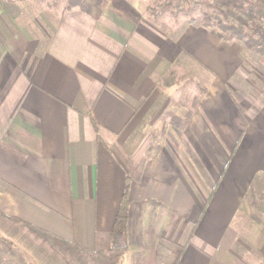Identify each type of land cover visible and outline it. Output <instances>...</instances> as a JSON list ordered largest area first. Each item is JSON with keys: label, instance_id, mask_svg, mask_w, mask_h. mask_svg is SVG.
Listing matches in <instances>:
<instances>
[{"label": "crops", "instance_id": "obj_1", "mask_svg": "<svg viewBox=\"0 0 264 264\" xmlns=\"http://www.w3.org/2000/svg\"><path fill=\"white\" fill-rule=\"evenodd\" d=\"M141 1L108 0L95 19L0 0V210L107 251L129 179L124 264L151 210L158 264H242V246L264 264V101L244 105L231 85L246 53L203 27L176 40ZM183 57L214 80L185 127L163 132L186 117L164 118L177 90L163 81ZM153 126L164 146L148 155Z\"/></svg>", "mask_w": 264, "mask_h": 264}, {"label": "rangeland", "instance_id": "obj_2", "mask_svg": "<svg viewBox=\"0 0 264 264\" xmlns=\"http://www.w3.org/2000/svg\"><path fill=\"white\" fill-rule=\"evenodd\" d=\"M2 1H7L8 3H10L11 1L14 3L19 2V0ZM21 1H24L23 4H27V6L29 5L31 7L33 6L32 8H37V10L33 9V12L27 8L24 9L25 11H22L29 16L38 15L39 17H41L43 13H58V11L60 12L62 9H66L67 7H69V0ZM177 2V0L141 1V3L144 4V8L146 9V12L150 19L154 21L163 31L169 33L170 36L171 32L175 29H178L186 19V16L183 13L178 12L179 14L176 16L172 14L171 7H176ZM53 5H55L56 7H53ZM233 40L240 43L241 47L244 49L246 53V65L242 69L240 75L238 74L231 80V85L236 90L235 95L241 97L239 98L242 99L241 101L244 102V105L246 104L251 108L255 107L254 109H257L258 106H256V104H260L264 101V92H261V89L264 91V64L260 63L261 57L264 58V55L260 54L257 51L249 50L241 41L237 39H232L230 41ZM174 67L175 69L168 73L163 81V84L165 86H172L176 84L177 90V96L172 99L173 101H169L170 108L168 107V111L166 112V114H164V118L166 117V120L170 119L169 116L173 113V108L175 106H185L187 111H191V113L194 112L201 99L207 92V89L210 88L212 81L214 80L212 75L201 65L197 64L187 57H183L181 60H178ZM180 70H182V72ZM158 127L159 126H153L151 128V150L149 149L148 155H152L151 151L154 150L155 152H157L160 147L164 146L161 128ZM171 141L173 140L171 139ZM125 150L128 151L127 148ZM123 158L124 160L128 159L124 156ZM128 165L131 166L130 164ZM254 200L258 202L259 208H261L262 212H264V189L262 194H259V196L257 195ZM161 208L162 207H160V209ZM158 213H160V210H158ZM17 218L21 219L22 222H14L9 220L8 218L0 217V264H108L101 258L93 261L91 255L83 252L73 254L61 250L51 242H47L34 234L31 229L25 225V223L31 224L30 222L20 217ZM237 252L243 259L242 264H255L257 258L260 256L259 252L250 251L249 248H243V246L240 249L238 248ZM168 253L169 252H167L166 254ZM164 256V258H166V255ZM171 258L173 259L174 257ZM123 259L124 257L122 258L120 264H124ZM156 262L157 261L155 260L154 256L153 261L151 260L150 264H158ZM165 263L170 264L171 260L167 259L165 260Z\"/></svg>", "mask_w": 264, "mask_h": 264}, {"label": "trees", "instance_id": "obj_3", "mask_svg": "<svg viewBox=\"0 0 264 264\" xmlns=\"http://www.w3.org/2000/svg\"><path fill=\"white\" fill-rule=\"evenodd\" d=\"M177 6L171 7L173 15L183 13L186 16L184 23L171 32L174 39L180 38L188 26L203 27L210 30L217 37L225 41L237 39L246 48L264 55V0H177ZM108 3V0H69L70 8L77 7L95 19H99ZM186 6V7H185ZM191 111H187L184 119L173 117L172 121L163 125H174L183 129L190 117ZM183 122H185L183 124ZM130 181L127 180L123 202L117 215L110 238V247L107 251L99 247L87 249L64 237L43 228L25 223L31 231L47 242H51L61 250L73 254L86 253L92 256V260L103 259L108 264H120L129 247L127 244L128 232V190ZM154 208L160 207L152 203ZM0 217L8 218L14 222H22L17 217L6 215L0 210ZM159 217L158 211L151 210L146 222V242L141 251L134 253L133 264H150L155 256L157 237L155 224ZM150 261V262H149ZM149 262V263H148Z\"/></svg>", "mask_w": 264, "mask_h": 264}]
</instances>
